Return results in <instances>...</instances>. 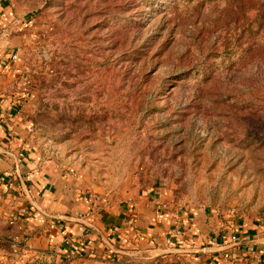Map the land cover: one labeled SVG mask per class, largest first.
Here are the masks:
<instances>
[{"label": "rangeland", "instance_id": "rangeland-1", "mask_svg": "<svg viewBox=\"0 0 264 264\" xmlns=\"http://www.w3.org/2000/svg\"><path fill=\"white\" fill-rule=\"evenodd\" d=\"M1 2L12 11L9 83L41 161L112 189L132 177L220 230L264 226V0ZM23 260L0 264H195Z\"/></svg>", "mask_w": 264, "mask_h": 264}, {"label": "crops", "instance_id": "crops-1", "mask_svg": "<svg viewBox=\"0 0 264 264\" xmlns=\"http://www.w3.org/2000/svg\"><path fill=\"white\" fill-rule=\"evenodd\" d=\"M11 19L10 7L0 0L1 263L13 262L26 251L59 256L76 252L101 261L175 255L195 264H225L224 258H246L251 248L264 260L262 224L231 222L226 231L220 230L221 223L202 212L179 214L132 177L112 189L101 179L65 176L52 162L41 161L34 132L22 112L23 91L9 83V65L16 61V54L8 51L11 38L5 33ZM86 192L97 197L95 204L87 201ZM178 215L179 223L175 221ZM12 217L16 219L10 224ZM176 227L181 235L166 244ZM234 233L244 245L230 241Z\"/></svg>", "mask_w": 264, "mask_h": 264}, {"label": "built area", "instance_id": "built-area-1", "mask_svg": "<svg viewBox=\"0 0 264 264\" xmlns=\"http://www.w3.org/2000/svg\"><path fill=\"white\" fill-rule=\"evenodd\" d=\"M13 58H15V56H13ZM64 175L69 176V177H74V178H80L81 177V175L77 174L73 168H67L64 172ZM1 181H2V176L0 174V184H1ZM86 196H87V201L91 204H95L96 201L98 200L97 197L91 192H86ZM15 219L16 218L12 217L10 219V224H12L15 221ZM175 221L177 223H179L181 221V218L179 215L175 218ZM179 235H181V229L180 228L176 227V228L172 229L170 234L165 239L166 244L171 243L172 237L179 236ZM230 241L233 243H237L239 245H244V241L242 239H240L239 236L235 233L231 234ZM66 243L68 244L69 242L66 241ZM34 255L35 254H31V253L25 251V252H23L22 256L19 257L18 259H20L21 261L24 262L25 260H23V259H28L29 257H32ZM76 256H78V254L76 252H66L63 257L65 259H74ZM18 259H16V260H18ZM224 262H225V264H264L263 257L256 248L249 249V253H248V256L246 258H243L241 255H239V256H234L231 259L230 258L229 259L224 258Z\"/></svg>", "mask_w": 264, "mask_h": 264}, {"label": "water", "instance_id": "water-1", "mask_svg": "<svg viewBox=\"0 0 264 264\" xmlns=\"http://www.w3.org/2000/svg\"><path fill=\"white\" fill-rule=\"evenodd\" d=\"M185 252H189V253H192V252H203V249H187L185 250Z\"/></svg>", "mask_w": 264, "mask_h": 264}, {"label": "trees", "instance_id": "trees-1", "mask_svg": "<svg viewBox=\"0 0 264 264\" xmlns=\"http://www.w3.org/2000/svg\"><path fill=\"white\" fill-rule=\"evenodd\" d=\"M28 262L26 261L25 264H27Z\"/></svg>", "mask_w": 264, "mask_h": 264}]
</instances>
